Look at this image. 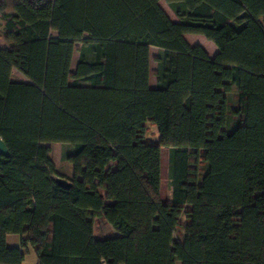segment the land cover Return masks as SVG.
Here are the masks:
<instances>
[{
	"label": "trees",
	"instance_id": "1",
	"mask_svg": "<svg viewBox=\"0 0 264 264\" xmlns=\"http://www.w3.org/2000/svg\"><path fill=\"white\" fill-rule=\"evenodd\" d=\"M161 1L0 0V264H264V0Z\"/></svg>",
	"mask_w": 264,
	"mask_h": 264
},
{
	"label": "rangeland",
	"instance_id": "2",
	"mask_svg": "<svg viewBox=\"0 0 264 264\" xmlns=\"http://www.w3.org/2000/svg\"><path fill=\"white\" fill-rule=\"evenodd\" d=\"M161 5L164 8V10L167 12V14L173 19H175V15L172 12V10L169 8V6L164 2V0L161 1ZM261 24L264 27L263 19H260ZM1 30V28H0ZM186 41L191 45H199L203 49L206 50V52L213 56L216 51V47L213 45L212 42L206 40L204 37L200 35H186ZM4 42L0 38V49L4 48ZM156 54V49H151V57H153ZM75 60L72 63V69L74 67ZM154 70V64L152 62L151 72ZM12 77L16 81L25 80L24 76L20 74L16 69L12 70ZM150 83L153 85L154 83V77H150ZM55 112L52 110L50 112L49 117V124H48V137L51 136V132L53 130L54 126V119H55ZM146 126V133H145V141L149 144L156 143L158 141V132L156 129V126L154 124H151L150 122L145 123ZM45 146L50 148V159L55 165V168L59 173L70 175L71 169L70 165L67 164L63 160V154L67 152L68 147L64 146L59 143H52V142H46L44 144ZM167 154L168 150L167 148H161V187H160V195L162 200H167L169 198V186H168V176H167ZM96 237H109L116 232H114L111 227L103 221V219H97L95 221V232ZM22 264H36V257L34 253L29 249L28 252L25 254L24 261Z\"/></svg>",
	"mask_w": 264,
	"mask_h": 264
},
{
	"label": "water",
	"instance_id": "3",
	"mask_svg": "<svg viewBox=\"0 0 264 264\" xmlns=\"http://www.w3.org/2000/svg\"><path fill=\"white\" fill-rule=\"evenodd\" d=\"M0 155L3 157H8L7 148L1 138H0ZM55 183L59 187L64 188V189H68L71 186L70 183H68L66 180L59 178V177L55 178Z\"/></svg>",
	"mask_w": 264,
	"mask_h": 264
},
{
	"label": "crops",
	"instance_id": "4",
	"mask_svg": "<svg viewBox=\"0 0 264 264\" xmlns=\"http://www.w3.org/2000/svg\"><path fill=\"white\" fill-rule=\"evenodd\" d=\"M215 53H216V51H215ZM209 56L213 57L211 55H209ZM21 81H23V80H21ZM19 243H20V238L16 235H9L6 238V244L8 247L17 248V247H19Z\"/></svg>",
	"mask_w": 264,
	"mask_h": 264
}]
</instances>
